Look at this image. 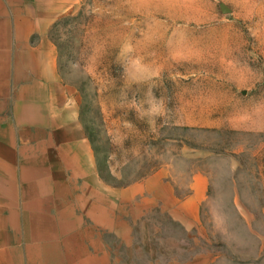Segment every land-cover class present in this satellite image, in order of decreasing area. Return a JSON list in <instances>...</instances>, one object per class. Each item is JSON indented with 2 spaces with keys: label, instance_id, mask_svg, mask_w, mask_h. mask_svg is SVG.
Instances as JSON below:
<instances>
[{
  "label": "rangeland",
  "instance_id": "rangeland-1",
  "mask_svg": "<svg viewBox=\"0 0 264 264\" xmlns=\"http://www.w3.org/2000/svg\"><path fill=\"white\" fill-rule=\"evenodd\" d=\"M49 35L99 178L198 199L144 251L264 264V0H75Z\"/></svg>",
  "mask_w": 264,
  "mask_h": 264
},
{
  "label": "crops",
  "instance_id": "crops-1",
  "mask_svg": "<svg viewBox=\"0 0 264 264\" xmlns=\"http://www.w3.org/2000/svg\"><path fill=\"white\" fill-rule=\"evenodd\" d=\"M74 2L0 0V264H179L144 251V216L187 223L195 194L96 172L49 35Z\"/></svg>",
  "mask_w": 264,
  "mask_h": 264
}]
</instances>
